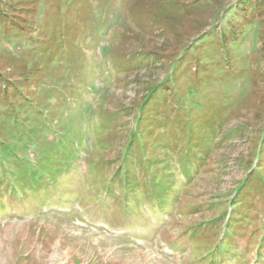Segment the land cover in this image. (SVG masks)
<instances>
[{"label":"rangeland","instance_id":"obj_1","mask_svg":"<svg viewBox=\"0 0 264 264\" xmlns=\"http://www.w3.org/2000/svg\"><path fill=\"white\" fill-rule=\"evenodd\" d=\"M1 133L0 264H264V0H0Z\"/></svg>","mask_w":264,"mask_h":264},{"label":"trees","instance_id":"obj_2","mask_svg":"<svg viewBox=\"0 0 264 264\" xmlns=\"http://www.w3.org/2000/svg\"><path fill=\"white\" fill-rule=\"evenodd\" d=\"M169 85H167L165 88H163L162 89V87L163 86H161V89L163 90V98H162V100H163V103H162V105H156V106H154V107H150V108H148V109H146V111H145V114H148V115H152L154 118H159V115L161 114V113H165V112H167L166 110H168V108L170 109L169 110V112L171 113V110H175L177 113L175 114L176 116L178 115V116H180L181 117V115L182 116H189V118L190 119H192V121L190 122V128H192V129H194V130H196V131H200L201 130V127H200V125H195V124H193V120H194V118H193V113H192V110L190 111V112H186V111H184V109L182 108V109H180V108H177L176 106H175V104H174V102L176 101L174 98H173V90L171 91V90H169V87H168ZM167 90H169L170 92H171V96H170V101L171 102H169V100H168V94H167ZM154 97H151L149 100H152ZM156 101H157V98H156V100L154 101H152V104H155L156 103ZM158 102V101H157ZM159 103V102H158ZM163 108H165V110L163 109ZM161 109H163L165 112H162L161 111ZM200 109H196V108H194V111L198 114V115H201V113H200V111H199ZM116 113V112H115ZM117 113L118 114H120L121 112L120 111H117ZM168 113V112H167ZM220 110H216V111H214V114H215V116H219L220 114ZM207 115H208V117H215L214 115H211L210 113H206ZM163 119H164V121L163 122H167L168 121V116L167 115H163V116H161ZM160 117V118H161ZM160 118H159V120H160ZM225 119H222L221 120V122L222 121H224ZM226 121V120H225ZM26 134V133H25ZM1 135L2 136H4L2 133H1ZM8 136V135H7ZM5 137V136H4ZM5 138H7L8 140H5L4 141V139H1L0 138V143H1V145H0V151L2 152L3 150H8V148L11 146V142H10V139L11 140H13L14 138H8V137H5ZM16 138H19V137H16ZM21 140V139H20ZM22 140H23V138H22ZM21 140V141H22ZM23 142L24 143H26V141L25 140H23ZM45 144H47V145H49L50 147H49V149H51V150H53V153L55 154V155H57L58 153H57V150H59L60 148H62L63 146L64 147H66V145L67 144H62L61 142H58V141H45L44 142ZM70 145H71V143H69ZM28 145V144H27ZM69 145V146H70ZM31 146V145H30ZM27 147V146H26ZM70 148V147H69ZM35 156L37 157V153L35 154ZM49 157V156H48ZM26 158H30L28 155H27V157ZM34 159V158H33ZM29 169V174H32L33 173V171H34V169H33V167H29L28 168ZM7 170V168L6 167H2L1 169H0V182H3V184H2V186H6V185H8V186H12L13 185V190H17V187H16V184H15V182H14V179L15 178H10L9 176H7V174H8V171H6ZM12 171H10L9 173H11ZM189 176H186V178H188ZM36 178H37V175H36ZM38 179V178H37Z\"/></svg>","mask_w":264,"mask_h":264}]
</instances>
